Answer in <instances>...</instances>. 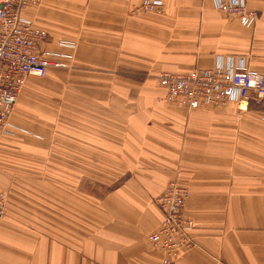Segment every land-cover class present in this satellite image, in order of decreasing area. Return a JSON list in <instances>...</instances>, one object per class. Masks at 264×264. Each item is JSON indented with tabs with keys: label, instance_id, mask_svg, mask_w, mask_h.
<instances>
[{
	"label": "crops",
	"instance_id": "crops-1",
	"mask_svg": "<svg viewBox=\"0 0 264 264\" xmlns=\"http://www.w3.org/2000/svg\"><path fill=\"white\" fill-rule=\"evenodd\" d=\"M142 1L27 10L61 65L29 77L17 101L18 123L44 138L0 136V264H162L154 199L174 179L190 190L195 224L175 264H264L263 105H168L158 79L241 60L264 76V0H248L258 12L250 26L214 0H163L160 13ZM31 143H86V190L69 186L68 168L43 171Z\"/></svg>",
	"mask_w": 264,
	"mask_h": 264
},
{
	"label": "built area",
	"instance_id": "built-area-1",
	"mask_svg": "<svg viewBox=\"0 0 264 264\" xmlns=\"http://www.w3.org/2000/svg\"><path fill=\"white\" fill-rule=\"evenodd\" d=\"M44 0H0V132L5 131L12 108L29 77H43L48 68L60 66L53 53L43 47L48 31L27 16L29 9ZM247 0H217L218 7L243 24L254 22ZM161 0H145L144 9L162 11ZM61 46H74L66 40ZM160 80L171 105L197 109L220 106L233 101L246 108L256 99L264 107V76L250 69L242 60L239 66L195 67L186 73H161ZM264 119V111H263ZM189 188L171 181L157 197V206L164 214L157 229L150 235L155 250L162 253V264H175L185 251L194 246L190 234L195 224L185 215ZM6 208V196L0 192V222Z\"/></svg>",
	"mask_w": 264,
	"mask_h": 264
},
{
	"label": "rangeland",
	"instance_id": "rangeland-1",
	"mask_svg": "<svg viewBox=\"0 0 264 264\" xmlns=\"http://www.w3.org/2000/svg\"><path fill=\"white\" fill-rule=\"evenodd\" d=\"M144 1L145 0L142 1L141 6L139 7L141 11L154 12V13H160V12L164 11V7H163L162 11L146 10V9H144ZM161 1L164 4L163 0H161ZM214 4H215V7L217 9H219L222 12H224L223 9L220 6L218 7L217 0H214ZM246 5H247V8H248L249 11H253V12L256 13L255 14V19H254V22H253V23H256V21L258 19V12L256 10H254V9H250L249 8L248 0L246 1ZM229 16H231V15H229ZM252 24H250V25H252ZM244 25H246V24H244ZM250 25H247V26H250ZM73 49L74 48H72V50ZM68 54L71 55V53H68ZM64 56H69V55L64 54ZM243 62H244V60H243ZM241 63H242V60H241L240 64ZM240 64L236 65V64L232 63L229 66H234L235 67V66H239ZM226 67H228V66H226ZM64 69H66V68L64 67ZM161 73H166V72L163 71V72H160L158 74V79L160 81V84L163 85L161 83V80H160V74ZM167 73H174V72H167ZM184 73H186V72H184ZM176 74H179V73H176ZM26 84H27V82H26ZM81 86L86 90V85L85 84H81ZM24 87H23L21 93L23 92ZM163 87L165 88V95H166L167 89H166L165 85H163ZM165 95H164V97H165ZM18 98H19V96H18ZM18 98H17V100H16V102H15L13 108H12L11 114L8 117V122L9 123L7 125V128H6L5 131H1L0 132V136L7 137V138H15L19 133H26V134H29L31 136H35V137L40 138V139L44 138V135L40 136L39 134H36L35 132H32L30 129H28V128L26 129V127H24L21 124H19L18 121L16 120L17 119L16 113H17V104H18L17 101H18ZM163 100H164V98H163ZM252 101L260 103L256 99H252V100H250L249 104ZM167 104L171 105L170 103H167ZM260 104L262 105V103H260ZM248 105H247L246 108H248ZM185 108H187V107H185ZM187 109H189V108H187ZM189 110H192V109H189ZM64 141H66V140L64 139ZM31 145H33L34 150H35V148H37L39 150V152H40V155L44 158V160H43V166H44L43 169L44 170L43 171H46V172L49 173V172H52V171H60V170L61 171H65L68 168L69 171H72V172L75 173V175H74L75 176V180H72L71 183H69V186L70 187L81 188V189L86 190V179H83V175L86 173V143H74V146L72 144H70V143L68 145L66 143H31ZM17 147H18V144H17ZM56 157H58L59 159H62V158L67 159V160H69V163L68 164H66V163H64V164H60V163L56 164V163H54V161L52 159H50V158L55 159ZM78 176H81V178L78 177ZM174 180H176V179H174ZM174 180H172V181H174ZM0 192H3L5 194V196H6V208H5V213L3 215V218H2V220L0 222V227H1V223H2V221L4 219V217H5V214H6V209H7V204H8V194L6 192L2 191V190H0ZM189 192H190V190H189ZM160 194H158L155 197V199H154L155 203L157 202V197ZM189 196H190V193H189ZM162 215H164V214L162 213ZM192 230L193 229H191V231ZM191 231H190V234H191ZM192 238H193V236H192Z\"/></svg>",
	"mask_w": 264,
	"mask_h": 264
}]
</instances>
